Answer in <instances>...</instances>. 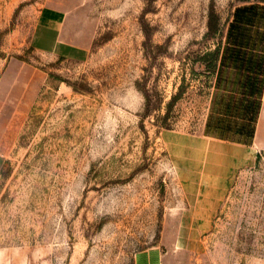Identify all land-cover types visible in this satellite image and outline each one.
I'll return each instance as SVG.
<instances>
[{
	"label": "rangeland",
	"instance_id": "374dc122",
	"mask_svg": "<svg viewBox=\"0 0 264 264\" xmlns=\"http://www.w3.org/2000/svg\"><path fill=\"white\" fill-rule=\"evenodd\" d=\"M245 4L264 0H0V264H264V153L195 234L166 139L203 133ZM47 6L86 58L33 48Z\"/></svg>",
	"mask_w": 264,
	"mask_h": 264
},
{
	"label": "crops",
	"instance_id": "0c3cea01",
	"mask_svg": "<svg viewBox=\"0 0 264 264\" xmlns=\"http://www.w3.org/2000/svg\"><path fill=\"white\" fill-rule=\"evenodd\" d=\"M247 6L251 4L235 10L221 47L203 133L166 135L183 187L189 192L190 212L181 223L198 225L191 231L195 234L211 229L239 170L264 153V5L253 13L240 11ZM70 32L65 10L47 6L39 15L31 44L43 53L86 58L89 47L73 40ZM195 237L181 235L179 241ZM135 264H165L164 255L149 248L135 256Z\"/></svg>",
	"mask_w": 264,
	"mask_h": 264
},
{
	"label": "trees",
	"instance_id": "16d2710c",
	"mask_svg": "<svg viewBox=\"0 0 264 264\" xmlns=\"http://www.w3.org/2000/svg\"><path fill=\"white\" fill-rule=\"evenodd\" d=\"M260 8H261V6H259V5H251V6L243 7L242 9H240V11L253 13ZM209 55L210 56H208V57H211V58L209 60V63L207 64V69H210L212 72L217 73L218 68H219V60L221 57V47H219L216 52L213 51V52L209 53ZM215 58H216V64H215Z\"/></svg>",
	"mask_w": 264,
	"mask_h": 264
}]
</instances>
